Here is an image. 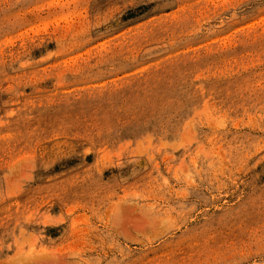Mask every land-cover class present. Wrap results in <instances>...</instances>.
Instances as JSON below:
<instances>
[{
  "label": "rangeland",
  "instance_id": "rangeland-1",
  "mask_svg": "<svg viewBox=\"0 0 264 264\" xmlns=\"http://www.w3.org/2000/svg\"><path fill=\"white\" fill-rule=\"evenodd\" d=\"M0 264H264V0H0Z\"/></svg>",
  "mask_w": 264,
  "mask_h": 264
}]
</instances>
